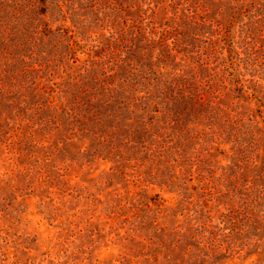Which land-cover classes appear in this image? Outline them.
<instances>
[{
	"label": "rangeland",
	"instance_id": "374dc122",
	"mask_svg": "<svg viewBox=\"0 0 264 264\" xmlns=\"http://www.w3.org/2000/svg\"><path fill=\"white\" fill-rule=\"evenodd\" d=\"M174 1L205 17L208 71L229 67L217 102L242 145H14L0 96V264H264V0Z\"/></svg>",
	"mask_w": 264,
	"mask_h": 264
},
{
	"label": "trees",
	"instance_id": "16d2710c",
	"mask_svg": "<svg viewBox=\"0 0 264 264\" xmlns=\"http://www.w3.org/2000/svg\"><path fill=\"white\" fill-rule=\"evenodd\" d=\"M177 6L0 0V96L12 109L10 143L66 130L118 151L162 142L183 149L192 139L212 148L226 137L241 146L233 117L217 102L229 67L208 71L204 55L217 50L202 34L205 17Z\"/></svg>",
	"mask_w": 264,
	"mask_h": 264
}]
</instances>
